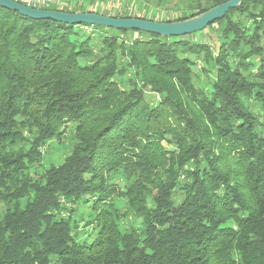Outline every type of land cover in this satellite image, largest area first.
I'll list each match as a JSON object with an SVG mask.
<instances>
[{
  "label": "trees",
  "instance_id": "16d2710c",
  "mask_svg": "<svg viewBox=\"0 0 264 264\" xmlns=\"http://www.w3.org/2000/svg\"><path fill=\"white\" fill-rule=\"evenodd\" d=\"M224 1L151 4L182 20ZM214 23L215 52L0 6V264H264V0ZM196 61L211 67L203 86ZM69 124V152L43 167Z\"/></svg>",
  "mask_w": 264,
  "mask_h": 264
},
{
  "label": "water",
  "instance_id": "95a60500",
  "mask_svg": "<svg viewBox=\"0 0 264 264\" xmlns=\"http://www.w3.org/2000/svg\"><path fill=\"white\" fill-rule=\"evenodd\" d=\"M241 0H226L194 16L175 21H157L140 17H112L95 11L67 12L35 8L14 0H0V6L14 10L31 19H51L65 24H87L116 30H138L160 36L180 37L203 30L223 17Z\"/></svg>",
  "mask_w": 264,
  "mask_h": 264
},
{
  "label": "rangeland",
  "instance_id": "374dc122",
  "mask_svg": "<svg viewBox=\"0 0 264 264\" xmlns=\"http://www.w3.org/2000/svg\"><path fill=\"white\" fill-rule=\"evenodd\" d=\"M139 1V0H138ZM148 2H153V0H146ZM184 8V7H182ZM101 10L107 11L106 8H102ZM167 16L165 18H161L163 20H176L177 18H179L182 15V11L181 10H174L173 7L171 8H166ZM183 12L186 13V10L183 9ZM125 13V12H124ZM158 13V10L156 9V7H151L149 8V10H147L145 17L149 18V17H153L154 15H156ZM222 28V25H218V23H214L211 26H208L206 28H204L203 30L200 31H196L194 33L188 34V35H184L181 36L180 38L183 40H193V41H198V42H205L207 43V45L210 46L211 50L213 52L216 51L217 48V44L219 42L218 40V34L220 32ZM92 30H85V32L90 33ZM131 35V33H129ZM191 58L194 59V57L192 56ZM203 68L206 69V71H203ZM194 72H196L198 75L199 80L195 79V82L198 85L203 86V84L205 83H209L210 78H212V73L211 71V67L210 64H203L200 63L199 61H196V64L194 65ZM206 74L209 75V77H206ZM155 98L156 96L153 95ZM72 135H73V130H72V125H68V127L66 128V131L64 134H62L61 138L59 140H53L51 142H49L47 144V146H45V148L43 149V159L41 161L43 167L48 166L50 163H54V164H58L62 161V158L65 156L66 153L69 152L70 147L72 145L73 139H72ZM39 169H36L37 171L41 170V167L38 166ZM125 180L122 178H118L116 179V182L118 183L119 186H122V183ZM122 204V202H121ZM89 204H84L83 202L80 203L79 205H76V211L74 212V216L77 219L78 223V240L79 241H86L89 242L93 236V228L92 226H87L84 227L83 222L85 220L90 219V213L92 212L90 207L87 206ZM122 207V206H121ZM0 208H2V206L0 205ZM136 221L135 218H131L129 219V222H134Z\"/></svg>",
  "mask_w": 264,
  "mask_h": 264
},
{
  "label": "built area",
  "instance_id": "2783aa9c",
  "mask_svg": "<svg viewBox=\"0 0 264 264\" xmlns=\"http://www.w3.org/2000/svg\"><path fill=\"white\" fill-rule=\"evenodd\" d=\"M14 1H17V2H20V3H23L25 5H28V6H31V7H35V8H42V9H48L49 7L55 5V6H61L63 5L67 0H14ZM117 2H114V6L115 8H120V9H116V10H123L125 11L127 14H130L131 12V7L129 6L127 8V6H123L121 3L122 0H116ZM130 1H133V0H130ZM100 2L99 0H95L94 1V5H93V10H95V8L97 10H99V6L100 5ZM131 3V2H130ZM108 2H104L103 4V7L102 8H105L107 6ZM156 9L158 10V13L156 15H154V17L156 19H161V18H165L167 16V13L165 12L166 11V7L164 6H157ZM85 29L89 30L88 27H85Z\"/></svg>",
  "mask_w": 264,
  "mask_h": 264
},
{
  "label": "crops",
  "instance_id": "0c3cea01",
  "mask_svg": "<svg viewBox=\"0 0 264 264\" xmlns=\"http://www.w3.org/2000/svg\"><path fill=\"white\" fill-rule=\"evenodd\" d=\"M100 5L99 6V10L102 9L104 2H108L107 6L105 7L107 9V12L113 13L115 12L116 9H120V8H115L114 6V2H117L116 0H99ZM131 2V3H130ZM145 2L144 0H122L120 4H122L123 6H127V8L130 6L131 7V13L130 14H138V15H145L147 10H149V8L151 7H157V6H153L151 3ZM94 8V7H93ZM129 9V8H128ZM97 9L95 8V11ZM97 10V11H99Z\"/></svg>",
  "mask_w": 264,
  "mask_h": 264
}]
</instances>
